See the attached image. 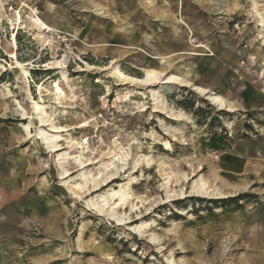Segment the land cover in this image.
Segmentation results:
<instances>
[{
  "label": "rangeland",
  "instance_id": "obj_1",
  "mask_svg": "<svg viewBox=\"0 0 264 264\" xmlns=\"http://www.w3.org/2000/svg\"><path fill=\"white\" fill-rule=\"evenodd\" d=\"M2 2L0 264H264V0ZM115 67L180 71L234 111L193 86L122 82ZM109 173L118 182L90 194ZM201 178L224 194L194 197ZM124 189L144 201L113 216L105 202ZM142 221L144 237L130 229Z\"/></svg>",
  "mask_w": 264,
  "mask_h": 264
},
{
  "label": "bare ground",
  "instance_id": "obj_2",
  "mask_svg": "<svg viewBox=\"0 0 264 264\" xmlns=\"http://www.w3.org/2000/svg\"><path fill=\"white\" fill-rule=\"evenodd\" d=\"M3 7H4V4L1 0L0 1V12H1V10L4 9ZM32 11L36 12L34 9H32ZM29 17H30V19L32 18L33 26L35 29H38L39 31H43V32L45 30H48L49 32L52 31V28L46 22H44L38 15L36 17H34V16H29ZM2 18H3V14H0V21L1 22L3 21ZM7 20H8V23L10 24V28L15 29L18 24L21 25L23 23L21 11L16 12L14 19L8 17ZM261 21L264 23L263 17H262ZM18 28L20 29V27H18ZM14 32H15V30H14ZM47 40H48V38L43 40V42H45ZM11 42H12V45L16 48L17 47V35L16 36L12 35ZM193 47H194V49H198V48H203V45L200 44L198 46L195 45ZM182 54H192V55H199V56L205 55L203 50H200V52H198V54L192 50L191 51H185ZM11 57L16 59L15 63L17 65V67L20 68L23 72H25L26 68L21 64V62L19 60H17V53L13 52L11 54ZM153 57L155 59L161 60L162 62H165V59L168 58L166 55H162V54H157L156 56H153ZM111 73L118 80L125 82V83H132L133 85L136 84V85L149 87V86H153L157 83H176V84L178 83V84H182V85H186V86H191V87L193 86V88L196 91H198L199 93H202L203 95H206V97L209 101H211L213 104L219 106L221 109L234 111L235 106L233 107L230 104V102L224 96L217 94L213 91H209L207 88H204L202 86L193 84L191 82V80L186 79L187 77L182 76L183 73L180 71L177 74H170L168 76L162 77L163 72L158 71L156 69H147L145 71L144 77H136V76H132L129 74H125L120 69L115 67ZM55 90H56L57 96H63V90L59 84H56ZM32 101H33V110L36 113V115L38 116V124H40V126L43 127V125L47 124V122L49 121L48 118L50 115L47 112L43 102L42 103L38 102L35 99H33ZM52 128L58 129V126L52 125ZM27 131H28V129H27ZM42 134H43V136H42ZM45 134L46 133L44 132V130H41V133H39L40 139L43 140L48 145V148H51L56 153L59 152L60 149L57 148L59 146V144H58V142H54V140L57 139L59 137V135H57V134L45 135ZM141 161H142V159H141ZM147 163L149 165L148 167L150 168V170H153L154 167L151 165L152 162L150 161ZM163 170L164 169L162 167V171ZM109 174H110V177L106 176L107 178L105 180H103L102 184L97 183L94 186V189L90 192V194L98 192V191L104 189V187H107L111 184L118 182L117 179H119V178L113 177L114 173H109ZM164 174L167 176L166 177L167 178L166 184L169 185V183L171 182V179L173 178L174 172L173 171H169V172L166 171ZM133 183H136V182H133ZM211 187H212V185L209 183V181L205 180L204 178H201L200 181L198 182V189H197L201 195L199 194V195H193V196L197 197V198H204L208 194H210V195L211 194H216V195H223L224 194L221 191V189L211 188ZM134 198H137L141 202L144 201L142 197H138V196L134 197V194L131 192L130 189H124L122 191L115 192L113 195H111V199L106 200L105 204L107 206H109L111 208V210H113V216H115L118 213V210H120V209H124L126 211L129 206H130L131 211H133V212L139 211V207L137 206V204H135L133 202ZM101 211H102V209H101ZM150 213L151 212H147L146 214H143L142 212L140 214L137 213L138 214L137 219L145 220L147 218V216L150 215ZM136 221L137 220L134 219L128 223L132 224ZM151 226H152V223H150V222L146 223V222L142 221L141 225L133 226L130 229H132L134 232L138 233L141 237H144L145 233L147 231L146 229L150 228ZM154 238L155 237L153 236L152 239H154ZM168 264H176V261H174V259H171L170 261H168Z\"/></svg>",
  "mask_w": 264,
  "mask_h": 264
},
{
  "label": "crops",
  "instance_id": "obj_3",
  "mask_svg": "<svg viewBox=\"0 0 264 264\" xmlns=\"http://www.w3.org/2000/svg\"><path fill=\"white\" fill-rule=\"evenodd\" d=\"M162 55H166V54H162ZM167 56V55H166ZM2 198V194L0 193V199Z\"/></svg>",
  "mask_w": 264,
  "mask_h": 264
}]
</instances>
